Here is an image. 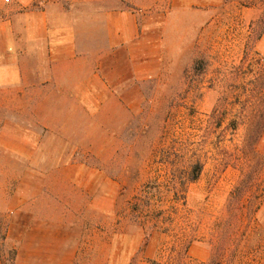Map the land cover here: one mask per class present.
<instances>
[{
    "label": "rangeland",
    "instance_id": "obj_1",
    "mask_svg": "<svg viewBox=\"0 0 264 264\" xmlns=\"http://www.w3.org/2000/svg\"><path fill=\"white\" fill-rule=\"evenodd\" d=\"M60 2L80 9L74 0ZM47 3L0 0V28L13 24L16 11ZM173 6L169 1L168 12ZM134 7L125 1H99V13ZM260 18L264 0H199L192 11L167 16L163 60H136L134 65L99 60V129H87L86 143L79 130L71 131L77 139L68 148L57 145L59 137L48 128L32 127L38 118L62 119L61 107L78 104L80 98L49 96L46 89L36 95L31 74L20 86L2 85L0 72L1 264H66L69 249L76 251L73 264H264V195L254 217L231 200L248 169L239 159L244 118L219 145L215 135L202 140V128L219 99L231 95L227 87L235 79L242 83L229 74L233 68L242 60L264 63V34L250 37L251 24ZM159 19L165 18H152ZM197 60L205 61L203 73L193 69ZM14 71L4 75L14 76ZM233 107L228 105L224 126L235 117ZM97 115L89 114V124ZM35 131L40 133V157L27 160L26 153L38 142ZM196 149L204 163L198 180L179 192L168 189L173 165L161 162L160 156L174 159L184 152L177 165L181 170L194 160L190 156ZM68 150L89 153V165L99 167L97 208L90 200H51L49 177L19 176L21 169L24 174L33 167L50 169L55 161L48 155ZM256 153L264 160V134ZM224 154L230 156L224 159ZM21 179L25 192L37 199L17 213L10 194Z\"/></svg>",
    "mask_w": 264,
    "mask_h": 264
},
{
    "label": "crops",
    "instance_id": "obj_2",
    "mask_svg": "<svg viewBox=\"0 0 264 264\" xmlns=\"http://www.w3.org/2000/svg\"><path fill=\"white\" fill-rule=\"evenodd\" d=\"M60 1L48 0L45 7L37 5L18 10L12 18L13 24L0 28V65L5 67L0 72L2 85L20 86L31 74L32 86L38 91L36 95H43L40 90L46 89L51 91L47 93L49 96L80 98L78 104L61 107L62 119L43 121L38 118L32 127L37 130L48 128L53 136L59 137L55 143L68 148L77 139L74 136L73 139L71 131L79 130V139L86 143L87 129H99V60H129L132 65L136 60L143 63L163 60L167 16L190 12L199 0H74L73 4L80 5L79 10L67 9ZM99 1H125L135 7L99 13ZM169 1L174 3L171 12H168ZM156 17L165 19L153 21ZM12 70H15L14 76L4 75ZM112 91L111 95H115ZM47 109L51 108L48 106ZM34 111L39 113L40 108ZM93 112L98 115L89 124V114ZM39 135V131H35L38 142L35 152L26 153L29 154L27 160H39ZM23 142L29 143L27 139ZM88 154L74 150L56 151L48 155L55 161L50 169L33 167L27 169L26 174L21 169L19 176L49 177L47 192L51 193V200L67 204H86L90 200L97 208L99 167L89 165ZM18 157L24 156L16 155ZM37 182L42 183L41 179ZM24 187L25 180L21 179L10 194L17 213L25 209L27 202L37 199L33 193H26ZM75 255L76 251L71 249L64 252L66 264H73Z\"/></svg>",
    "mask_w": 264,
    "mask_h": 264
},
{
    "label": "trees",
    "instance_id": "obj_3",
    "mask_svg": "<svg viewBox=\"0 0 264 264\" xmlns=\"http://www.w3.org/2000/svg\"><path fill=\"white\" fill-rule=\"evenodd\" d=\"M263 21L264 19L260 18L257 22L251 24V40L253 36L256 39L263 36L264 27L261 28L260 25ZM193 69L196 73H203L205 61L197 60ZM229 74L242 81V83L239 84L235 79L227 87V92L229 91L231 95L227 94L219 99L209 120L206 121V126L204 125V128H202L205 133L202 140L204 138L208 140L215 135L217 139L215 144L219 145L221 138L226 137L227 132L238 130L241 124L238 119L240 117L244 118L245 134L239 151L241 152L239 159L245 160L248 169L245 178L233 191L231 200L234 199L242 203L247 216L254 217L260 209L262 196L264 195V178L261 180L264 173V160L256 153L257 145L264 134V63L262 60H242ZM228 105L234 106L235 117L230 119L228 124L224 126L230 111ZM200 127L198 126L199 130ZM203 142L206 143V141ZM189 149H186V151ZM199 151L194 150L192 156H190V159L194 158V160L188 168L181 170L177 168V165L185 158L184 152L183 154L177 152L174 159H170L168 154L165 153L160 156L161 162H169L173 165L168 189L178 191L185 187L188 182L198 180L204 169V163L198 154ZM224 155V159L230 156L229 154ZM249 161L250 163L253 161V164L249 165Z\"/></svg>",
    "mask_w": 264,
    "mask_h": 264
},
{
    "label": "built area",
    "instance_id": "obj_4",
    "mask_svg": "<svg viewBox=\"0 0 264 264\" xmlns=\"http://www.w3.org/2000/svg\"><path fill=\"white\" fill-rule=\"evenodd\" d=\"M7 2H9L10 0H6Z\"/></svg>",
    "mask_w": 264,
    "mask_h": 264
}]
</instances>
